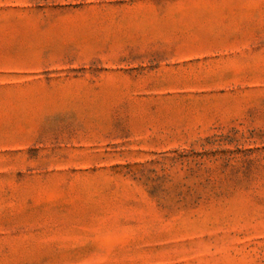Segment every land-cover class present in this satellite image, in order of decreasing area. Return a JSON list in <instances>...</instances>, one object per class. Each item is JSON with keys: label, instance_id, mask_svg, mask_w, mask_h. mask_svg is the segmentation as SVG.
<instances>
[{"label": "rangeland", "instance_id": "rangeland-1", "mask_svg": "<svg viewBox=\"0 0 264 264\" xmlns=\"http://www.w3.org/2000/svg\"><path fill=\"white\" fill-rule=\"evenodd\" d=\"M0 264H264V0H0Z\"/></svg>", "mask_w": 264, "mask_h": 264}]
</instances>
